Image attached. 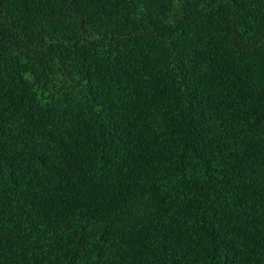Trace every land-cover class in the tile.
I'll return each mask as SVG.
<instances>
[{"label":"trees","instance_id":"obj_1","mask_svg":"<svg viewBox=\"0 0 264 264\" xmlns=\"http://www.w3.org/2000/svg\"><path fill=\"white\" fill-rule=\"evenodd\" d=\"M0 264H264V0H0Z\"/></svg>","mask_w":264,"mask_h":264}]
</instances>
